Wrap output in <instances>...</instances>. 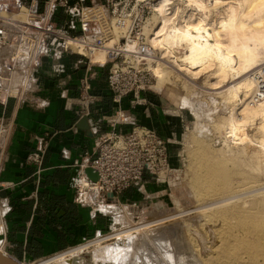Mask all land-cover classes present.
Masks as SVG:
<instances>
[{
	"label": "bare ground",
	"instance_id": "obj_1",
	"mask_svg": "<svg viewBox=\"0 0 264 264\" xmlns=\"http://www.w3.org/2000/svg\"><path fill=\"white\" fill-rule=\"evenodd\" d=\"M181 1L174 3L169 9L162 4L156 6V13L145 29L146 40L150 44V48L157 46L158 49L165 50L164 56L168 55L166 49L173 51V48L176 47L177 49L178 46L183 45L182 48L178 47V49L185 50L184 55L182 51V64L191 73L212 68L214 69L213 78L222 80H216V82L222 83L227 78L234 82L238 80L236 83L230 84L231 86L224 90V94L231 103L240 100L241 107L238 109L235 105L232 106L228 116L223 117L218 129L223 130L224 133L222 134L227 141L240 151L246 152L251 147L254 149L253 156L251 155L253 162L251 160L252 164L249 167L251 172L245 170L246 164L242 161L239 163H242L244 167H234L221 162L218 163L216 160L213 162L204 154L203 158L199 159L201 177L200 188L198 187L196 194L201 201V208L210 211L207 219L209 227L206 225L209 237L207 239L206 235V238L201 237L199 240L203 250L207 253L201 258H197L198 255L195 256L197 261L194 260V262L195 264H264V187H262L264 183H261L260 180V173L264 172V99L255 106L254 104L252 106L250 101L257 91L258 84L255 76H261L262 73L256 71L257 73L247 75L248 72H251L250 70H254V66L260 62L261 53H264V29L261 27L262 30L253 28L259 24L264 26V0L227 2L225 13L219 14L215 20H211L209 14L207 17L206 9L208 8L209 11L211 7L209 5L210 0L207 4L209 7L206 6L205 0ZM183 2L184 10L180 14L181 9L179 7L182 6ZM213 2L212 4H215ZM256 2H260L262 5L255 12V16L249 15L246 10L253 7ZM217 4L219 3L215 5ZM252 17L255 19L252 20ZM153 23L160 25L156 27L157 30L152 28ZM153 30L156 31L153 32ZM113 43L112 41L107 42V47L110 48ZM222 46H225L224 49ZM124 48L128 51L138 50L135 43L127 44ZM161 49H159L160 53L162 52ZM4 56L5 53H0V60ZM155 58V56L150 58L152 60L151 68L158 76L160 63L154 61ZM92 60L105 64L106 52L100 51L93 55ZM159 77H161L160 74ZM240 94L243 96V100H241ZM256 123L258 137L251 138L246 130ZM234 162L236 163V161ZM203 209L202 211H204ZM159 224L161 225V223ZM154 225L145 229L146 231L137 245L134 239L136 229L124 228L120 229L121 231L116 230L113 234L117 238V243H115L117 246L119 245L118 247L121 246L120 248L111 251L107 247L110 251H101L99 248L105 246H101V239L89 245L87 243L86 245H79L59 255V263H57L97 264L111 259L115 264H167L165 261L159 260L162 255L159 253L160 250H157L166 241L165 232L157 223L156 226ZM124 235L126 236L124 237ZM133 242L136 246L134 252L132 251L135 247ZM152 242L160 248L153 249L148 246L152 245ZM192 243H189L190 247ZM90 245L94 252L93 256L91 255L90 259L87 260L83 258V255L88 254L85 249ZM194 249L192 251L196 252L197 250ZM135 259H138L137 263L132 262ZM54 260L57 259L54 258ZM48 262L32 264H47Z\"/></svg>",
	"mask_w": 264,
	"mask_h": 264
},
{
	"label": "built area",
	"instance_id": "obj_2",
	"mask_svg": "<svg viewBox=\"0 0 264 264\" xmlns=\"http://www.w3.org/2000/svg\"><path fill=\"white\" fill-rule=\"evenodd\" d=\"M176 2L182 1L0 0V53L10 56L5 64L0 62V104L29 93L48 52L72 53L88 64L108 66L107 84L118 106L112 126H128L130 117L122 109V103L127 101L132 110L146 106L152 89L148 65L155 54L146 40L145 29L157 5L169 9ZM109 41L114 42L110 48ZM133 43L137 51L124 48ZM100 51L106 52L105 64L92 60ZM255 79L259 83L251 104L264 99V81L260 75ZM88 91L89 84L83 78L76 101L86 110L93 100ZM3 132L1 128L0 134ZM45 150L46 141L41 139L27 156V164L39 168ZM169 162L170 141L155 130L138 124L127 132L113 129L96 142L93 159L80 165L91 168L97 180L80 176L75 185V199L99 209L115 202L144 173L158 177L164 174ZM5 215L0 201V237L4 236Z\"/></svg>",
	"mask_w": 264,
	"mask_h": 264
},
{
	"label": "crops",
	"instance_id": "obj_3",
	"mask_svg": "<svg viewBox=\"0 0 264 264\" xmlns=\"http://www.w3.org/2000/svg\"><path fill=\"white\" fill-rule=\"evenodd\" d=\"M77 58L48 52L29 93L0 104V201L6 209L0 251L22 264L74 248L105 229V219L93 206L76 201L75 185L80 176L87 177L89 167L80 165L93 159L99 138L129 128L112 126L118 106L105 70ZM83 78L93 97L87 110L72 102L80 95ZM148 105L159 109L158 104ZM148 105L132 110L125 101L122 109L134 117L136 110L148 113ZM140 118L147 122L148 117ZM142 121L140 126L156 129ZM41 139L46 150L37 168L26 158Z\"/></svg>",
	"mask_w": 264,
	"mask_h": 264
},
{
	"label": "rangeland",
	"instance_id": "obj_4",
	"mask_svg": "<svg viewBox=\"0 0 264 264\" xmlns=\"http://www.w3.org/2000/svg\"><path fill=\"white\" fill-rule=\"evenodd\" d=\"M208 1L209 0H205L206 6L209 7L207 4L210 3L209 5H211V7L209 8V11L208 8L206 9V13L207 17L210 16L211 20H215L219 14L222 15L225 13L227 2H234V0H219L220 2L217 0H210L209 3ZM213 1H217L215 4H219H212ZM261 5L262 3L256 2L254 6L247 9L246 12H248L249 15H254ZM179 8L181 9L180 14H182V10H184V2ZM180 14L178 12V16ZM251 19L253 20L255 18L252 17ZM158 26L160 25L153 23L152 28L156 29ZM260 27L264 29L262 24L255 25L253 28L261 29ZM156 30H153V32ZM222 37L223 40H225L224 36ZM178 47L182 48L184 46L181 45ZM178 47L177 49L176 47L175 49L173 48V51L176 50L174 53L172 50L166 49L169 51V53L166 51V54H168L166 56H164L165 50L159 48L162 50L161 54L157 46L152 48L155 54L154 56L156 57L154 61L160 63L159 74L161 77H159V74L158 76L155 74V71L151 68V62L150 65H148V68L153 80L152 89L148 94V97L151 100L149 101V104H158L157 106L159 109L155 111L154 108L152 109V107L148 105V113L142 114L141 111L136 110L135 113L133 112L134 117H132L129 112H125V114L130 117L131 124L127 126L129 129L132 128L133 124H141L142 120L140 117L143 115L148 117L147 122L142 121L143 123L154 125L156 128L154 130L158 134L164 139H169V168L159 177L150 173H144L141 180L123 192L115 202L108 203L99 209L94 207L96 213L105 219V229L100 232V234L95 233L91 235L88 240L79 245H86V243L89 245L94 241L102 239L100 244L101 246H105L99 248V250H109L110 248L111 251H113V249L121 247H118L119 245L117 246V238H115L113 234H115L116 230L124 228L136 229V238L134 237V239L135 244L137 245L139 239L146 231L145 229H149L151 225V227H153L154 224V226H156V223L157 225H160L159 223H161L162 226L160 225L159 227L164 229L166 241L162 244L161 248L157 247V244H154L153 242V246L148 245L153 249L160 248L157 249L160 250L159 253L162 255V258H159V260L165 261L167 264H195L194 260L197 261L195 256L198 255L197 258H201L207 253V251L203 250L199 240H201V237L206 238V235L208 234L209 223H207V219L210 215L209 210H207L208 213L205 211V208H201V201L196 194L198 187L200 188L199 183L201 177L199 159L203 158L204 154L207 158L213 160V162L216 160L218 163L221 162L234 167H242V163L245 162V170L251 172L249 167L253 162L251 155L253 154L254 149L251 147L246 152L240 151L227 141L222 134L224 131L218 129V126L222 123L223 117L228 116L232 106L235 105L238 109L241 107L240 100L231 103L227 100V97L224 94V90L231 86L230 84H234L238 80L234 82L227 78L222 83L218 82L222 80H219L216 77V79L213 78L214 76H212V72L214 69L212 68H208V70H198L196 73L195 71L194 73L189 72L182 64L181 56L183 50L178 49ZM222 47L224 49L225 46ZM184 52L185 50L183 51V55ZM232 54L234 55V53ZM68 55L77 57L72 53H68ZM259 60L260 62L254 66V70H250L251 72H248L247 75H252L256 71L261 72L262 74L260 77H262L261 80L263 79L262 81H264V53H261ZM90 65L100 67L94 63H91ZM143 67L147 66L144 65ZM101 68L105 70L104 74L107 78L108 66L105 65ZM216 80L218 81L216 82ZM258 83L259 80L257 81V84ZM240 98L243 100L241 94ZM76 99H78V97ZM72 102L77 103L75 100ZM259 102H262V100L256 102L254 106ZM251 105L253 106V104ZM111 121H113V119ZM256 127L257 123L256 125L251 126V128L248 127L246 130L251 138L258 137ZM234 161H236V163ZM241 161L242 163H239ZM260 180L261 183H264L263 171L260 173ZM262 187H264V185H262ZM127 191H129L130 194L126 193ZM133 204L135 205L133 206ZM202 209L205 213H203L204 211H202ZM201 214H203L202 217ZM202 220L205 221L203 222ZM137 230L140 231L138 232ZM125 236L126 235H124V237ZM208 237L209 236L207 235V239ZM136 239L138 240L137 242ZM189 243H192V245L195 246L193 247L191 245L190 247ZM72 249L73 248L35 262L49 261L47 264H58L59 255ZM92 249L93 247L91 245L85 249V251H88L90 257L94 252ZM134 249H136V246L133 248V252ZM192 249L197 251L194 252ZM133 252L132 254H134ZM193 252L194 254H191ZM85 255L86 254L83 255V258L87 259ZM54 258L57 260H54ZM137 260L138 259H135L132 262L137 263ZM105 261H101V263L97 264H115L111 259Z\"/></svg>",
	"mask_w": 264,
	"mask_h": 264
},
{
	"label": "water",
	"instance_id": "obj_5",
	"mask_svg": "<svg viewBox=\"0 0 264 264\" xmlns=\"http://www.w3.org/2000/svg\"><path fill=\"white\" fill-rule=\"evenodd\" d=\"M9 57L10 56H8V55H5L4 57H2L1 60H0L1 64H5L7 62V59H9ZM84 174L91 181H96L97 180V176H96L95 172L91 168H86L84 170ZM109 197H112V195H109ZM85 257H87V259H90V256L88 254H86ZM0 264H22V263L16 261L12 257H10V256L4 254L2 251H0Z\"/></svg>",
	"mask_w": 264,
	"mask_h": 264
}]
</instances>
